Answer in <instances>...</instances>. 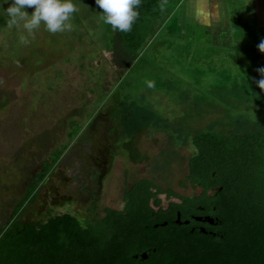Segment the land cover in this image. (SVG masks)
<instances>
[{"label": "rangeland", "instance_id": "rangeland-1", "mask_svg": "<svg viewBox=\"0 0 264 264\" xmlns=\"http://www.w3.org/2000/svg\"><path fill=\"white\" fill-rule=\"evenodd\" d=\"M228 1H239L230 12L242 13L219 19L248 20L245 34L254 37L245 0ZM72 2L78 11L71 31L51 34L42 24L29 34L23 23L9 26L5 11L12 0H0V229L42 164L65 143L21 224L71 214L85 228L105 209L121 210L124 192L143 179L196 196L198 189L180 187L193 136L264 128V91L255 83L264 68L260 38L252 45H215L206 27L192 28V16L176 11L156 24L144 51L121 70L114 64L116 33L101 20L103 10L95 0ZM24 10L31 15L34 7ZM181 17L185 34L177 25ZM160 198L164 207L176 202Z\"/></svg>", "mask_w": 264, "mask_h": 264}, {"label": "trees", "instance_id": "trees-1", "mask_svg": "<svg viewBox=\"0 0 264 264\" xmlns=\"http://www.w3.org/2000/svg\"><path fill=\"white\" fill-rule=\"evenodd\" d=\"M177 3L141 0L132 30H115L117 67L125 70L136 60ZM191 143L194 153L180 187L198 189L196 196L143 179L124 192L121 210L107 208L85 228L71 214L21 224L68 144L52 151L0 229V264H264V128L199 132ZM160 196L176 202L164 207Z\"/></svg>", "mask_w": 264, "mask_h": 264}, {"label": "clouds", "instance_id": "clouds-1", "mask_svg": "<svg viewBox=\"0 0 264 264\" xmlns=\"http://www.w3.org/2000/svg\"><path fill=\"white\" fill-rule=\"evenodd\" d=\"M95 4L102 9L101 20L120 32H130L133 24L139 18L141 0H95ZM34 7V12L28 15L25 7ZM78 9L72 0H12L6 9L9 17L8 24L19 25L32 34L43 24L44 29L51 34L63 33L72 30L69 22ZM22 43H26L23 38ZM258 51L264 54V40L258 44ZM260 79L255 81L256 86L264 91V68L257 69ZM152 87V83L148 84Z\"/></svg>", "mask_w": 264, "mask_h": 264}, {"label": "crops", "instance_id": "crops-1", "mask_svg": "<svg viewBox=\"0 0 264 264\" xmlns=\"http://www.w3.org/2000/svg\"><path fill=\"white\" fill-rule=\"evenodd\" d=\"M240 4L241 3L239 1L229 2L228 0H179L171 16L174 17L176 11L180 12V15L183 14V16L187 14L191 15L193 20L191 23V25L193 26L192 28L201 29L204 27L205 29L206 27V34L210 35V38H212L215 45L231 44L233 40L238 44L243 43L252 45L253 43H255V39L257 38H260V41L264 40V0H245L244 3V6L248 8V12L253 15L252 26L254 29L251 28L253 30V32L251 33L254 34V37L252 35L249 36L245 34L247 32L250 33V31L247 30L250 26L247 25L248 20L238 17H235V21L232 22L229 17V20L227 21L219 19L218 15L220 14H241L242 11L239 10L237 12H230L235 7L238 8ZM211 13H214V15L216 14L215 20L207 19L208 14ZM183 23L186 22H182L181 17L179 24L177 25L178 29L182 30V33L185 34L186 29L184 27L185 24L183 25ZM158 25L161 26L160 23H157V27ZM157 27L155 26V29ZM241 32L243 33L242 37L240 36Z\"/></svg>", "mask_w": 264, "mask_h": 264}]
</instances>
